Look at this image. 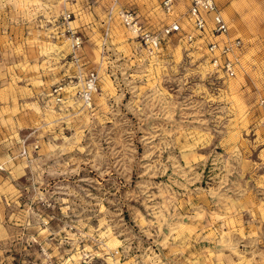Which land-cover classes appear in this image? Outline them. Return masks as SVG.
I'll use <instances>...</instances> for the list:
<instances>
[{"label": "rangeland", "instance_id": "obj_1", "mask_svg": "<svg viewBox=\"0 0 264 264\" xmlns=\"http://www.w3.org/2000/svg\"><path fill=\"white\" fill-rule=\"evenodd\" d=\"M161 1L0 0V264H264V0H215L231 77Z\"/></svg>", "mask_w": 264, "mask_h": 264}, {"label": "built area", "instance_id": "obj_2", "mask_svg": "<svg viewBox=\"0 0 264 264\" xmlns=\"http://www.w3.org/2000/svg\"><path fill=\"white\" fill-rule=\"evenodd\" d=\"M177 0H162L161 9L168 17H174L163 28L161 34L168 36L184 33L185 42L193 48H205L211 66L227 76L235 74L237 63L236 53L241 48L240 38L228 39L229 26L224 20L221 8L215 0H188V7L183 15L184 23H180L175 16ZM112 14V13H111ZM116 17L122 25L138 38L145 48L155 51L160 47V39L139 22L137 14L132 10L117 9L111 18ZM67 14L65 20H69ZM185 26V27H184ZM69 34L71 47L77 50L81 46V39L70 27ZM98 91V75L95 71H88L84 76L78 96L86 106H91L94 95ZM264 104V100L261 102ZM264 126V120L262 121Z\"/></svg>", "mask_w": 264, "mask_h": 264}, {"label": "crops", "instance_id": "obj_3", "mask_svg": "<svg viewBox=\"0 0 264 264\" xmlns=\"http://www.w3.org/2000/svg\"><path fill=\"white\" fill-rule=\"evenodd\" d=\"M230 10H231V9H229L228 7H226L225 9H223V11L221 10V13H222V15H223V18H224V20L227 22V24H228V26H229V30H230V23H229L227 17H228V15H229ZM228 36H229L228 39H229V38H230V39L239 38L238 36H234V35H233V36L228 35Z\"/></svg>", "mask_w": 264, "mask_h": 264}]
</instances>
